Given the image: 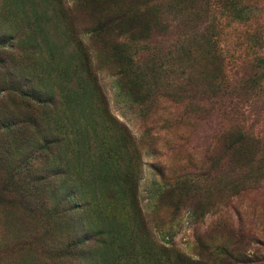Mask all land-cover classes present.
Wrapping results in <instances>:
<instances>
[{
  "label": "rangeland",
  "instance_id": "rangeland-1",
  "mask_svg": "<svg viewBox=\"0 0 264 264\" xmlns=\"http://www.w3.org/2000/svg\"><path fill=\"white\" fill-rule=\"evenodd\" d=\"M180 1L62 0L79 53L64 29L48 25V0H0V264H264V0L211 2L216 65L203 60L206 46L190 34ZM134 8L155 20L147 39L145 26H130ZM130 68L147 74L141 91L125 78ZM10 74L56 100L71 87L81 103L67 116L24 103L9 94ZM79 81L83 89L74 88ZM6 113L41 124L23 138L4 136ZM46 136L59 138L63 179L79 189L63 216L33 214L22 194H10L18 188L11 158L48 170V152L38 156ZM133 174L136 198L121 199L117 180ZM162 175H185L197 188L164 198ZM84 236L88 244L78 245Z\"/></svg>",
  "mask_w": 264,
  "mask_h": 264
},
{
  "label": "trees",
  "instance_id": "trees-1",
  "mask_svg": "<svg viewBox=\"0 0 264 264\" xmlns=\"http://www.w3.org/2000/svg\"><path fill=\"white\" fill-rule=\"evenodd\" d=\"M91 1L96 2L97 0ZM212 1L213 0H183L179 3H174H176L178 6H184L185 9L189 11V21H187L186 27H189L190 34L195 38L196 41L202 42L206 46L205 56H203V60L205 62H208V64L216 65L220 63L219 60H221L222 57L219 50L220 32L217 27V21L213 16L214 14L211 7ZM234 1L235 0H215L216 3L223 2L225 4H230L231 6L235 5ZM79 2L88 4V0H79ZM62 4V0H48V25H52V29L55 32L57 30L64 29L66 34L68 35L69 46L75 45V50H77V52H83V42L75 41V39H73V37L71 36V30L70 28H68V24L66 23L67 20H63L64 17L61 16V14L64 13ZM128 14H134L128 15L131 19L130 26L134 27L138 24L139 28L145 26V28H143V31L148 35L143 39L149 38L152 30L156 27L154 25L155 20L151 19L150 21H147L144 18V12H141V10H139L138 8L137 10L136 8H134V10L130 11ZM104 18H106V16H104L103 19ZM118 20V17L114 18L113 20L111 19L109 24L114 26V24ZM52 22H55L57 24L54 25L52 24ZM105 25H107L106 21ZM103 28L104 25L100 22L99 26L94 27L91 32L95 33L98 37L100 36ZM123 46L125 47V45ZM183 46L184 45L181 44V48H184ZM2 48H4V46L2 43H0V49ZM49 55L52 61H55L57 59L56 53L53 49L52 51H50ZM84 64L85 65L82 67V71H84L86 74L90 73V71L87 70V64H90V61ZM130 69L131 70H129L125 74V78L127 79L128 84L133 86L134 90L136 89L138 91H141L142 87L147 86V83H145L147 74L143 73V71L135 70L134 68ZM77 73L80 72L77 70ZM10 76L12 78V82H10L11 84H9V87H11L8 88L10 89L9 94L11 92H14V94H17V96L21 100H23L24 103H28L27 100H31L38 104H48V106L51 105L53 107L59 106L61 113L64 116L69 115L70 112L74 111L75 105L77 106L81 103V100L75 97V92L71 87L64 86L60 97L61 99L59 98L58 100H56L57 97L55 93L45 94L43 91L33 87H27L26 89L22 85L19 86L20 82H15L18 78V74H16V77L12 74H10ZM78 83H74V88L83 89L85 87V82L83 83L79 81ZM3 95H7V93H4ZM3 95L1 96L2 98ZM2 117L3 119L1 120V123L3 130L1 133L2 135L9 137H13L15 134H17L18 136L21 134L20 138H23L29 133L30 127H38L41 124L36 118H34L33 120L28 119V122L30 123V125H28L26 123V120L15 113L14 115L11 113H6ZM62 123L63 122L60 120L58 126H61ZM58 139L55 136H46L44 139V144L40 147L38 152V156L40 158L41 156L45 157V151L48 152V170L38 171V169L32 168L33 165L30 164V160L28 159L27 162L22 164L21 167L19 166V163L13 161V158L10 159L12 161L11 166L15 165V173L12 174L10 180L11 183L16 182L18 184V188L10 194H16V192L22 194L23 197L20 198L19 201L20 205H26L30 207V212L33 214H42V210L48 208V216H63L74 210V208L71 207V203L78 197L79 189L76 184H74L78 182V178H75L72 181L71 184L74 185L70 187L67 186L65 180L63 179V176L66 175L68 171L63 165L59 146L56 147V145L60 142V140ZM6 154H10V152L7 151ZM29 159H32V157H29ZM25 171L28 173V175H30L31 173H38L41 174V176L30 178V181L32 179H36L37 182L35 183H27L23 181V179L18 180L17 177L25 175ZM248 174H251L250 176H248V181H252L251 177L255 175L254 172ZM92 179L94 184H96L97 186H102V176L100 174H95ZM228 179H234V177L232 176V171L228 172ZM82 181H84V179H82ZM128 181H130L131 184L129 186L124 185V183H127ZM117 186L118 187L116 191L117 194L121 196V199H124L129 192L131 198H136L138 187L136 186L135 174H133L132 178L129 176H124L121 179L118 178ZM195 188H197V185H195L194 181L189 180V178L185 175L173 178H169L167 177V175H162V188H159L158 192L163 190L162 196L165 198L167 196H173L175 194L188 195L193 191V189L195 190ZM21 201H23L24 203H22ZM50 202H53V207L50 206ZM42 220H44L45 224H48L47 217H44ZM87 237L88 236L79 238L78 245L88 244V240L86 239ZM237 259L238 262L242 264H250L254 262L250 261V259L246 257H237Z\"/></svg>",
  "mask_w": 264,
  "mask_h": 264
}]
</instances>
